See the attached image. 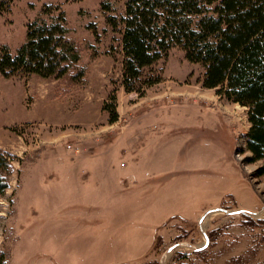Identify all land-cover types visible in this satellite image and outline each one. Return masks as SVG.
<instances>
[{
    "label": "rangeland",
    "instance_id": "374dc122",
    "mask_svg": "<svg viewBox=\"0 0 264 264\" xmlns=\"http://www.w3.org/2000/svg\"><path fill=\"white\" fill-rule=\"evenodd\" d=\"M126 1L14 0L0 13V48L15 54L28 22L61 6L86 69L78 84L0 75V151L12 155L0 264H264V160H247L246 108L204 88L179 48L127 92Z\"/></svg>",
    "mask_w": 264,
    "mask_h": 264
},
{
    "label": "trees",
    "instance_id": "16d2710c",
    "mask_svg": "<svg viewBox=\"0 0 264 264\" xmlns=\"http://www.w3.org/2000/svg\"><path fill=\"white\" fill-rule=\"evenodd\" d=\"M13 2L0 0V13L9 12ZM108 20L113 28L119 26L116 19ZM120 24L127 92H138L135 85L144 69L179 48L189 63L204 69V88L246 108L247 149L252 154L247 160H264V0H127ZM92 32L98 38L97 30ZM80 61L65 11L50 4L28 22L26 40L15 54L8 45L0 48V75L5 79L69 78L78 84L86 76ZM159 82L151 80L145 88ZM103 109L109 112L111 124L118 122L115 93ZM11 164L12 155L0 151V195L9 187L6 174ZM256 174L264 175V166Z\"/></svg>",
    "mask_w": 264,
    "mask_h": 264
},
{
    "label": "water",
    "instance_id": "95a60500",
    "mask_svg": "<svg viewBox=\"0 0 264 264\" xmlns=\"http://www.w3.org/2000/svg\"><path fill=\"white\" fill-rule=\"evenodd\" d=\"M242 212H247V211H243V210H238V211H236V212H234V213H242ZM206 241H207V243H206V245L208 244V242H209V239H208V237L206 236Z\"/></svg>",
    "mask_w": 264,
    "mask_h": 264
},
{
    "label": "crops",
    "instance_id": "0c3cea01",
    "mask_svg": "<svg viewBox=\"0 0 264 264\" xmlns=\"http://www.w3.org/2000/svg\"><path fill=\"white\" fill-rule=\"evenodd\" d=\"M121 119H122V118L120 117V113H119V120H118V122H120V121H121ZM118 122H116V123H118ZM134 175H135V174H134Z\"/></svg>",
    "mask_w": 264,
    "mask_h": 264
},
{
    "label": "flooded vegetation",
    "instance_id": "af4514ba",
    "mask_svg": "<svg viewBox=\"0 0 264 264\" xmlns=\"http://www.w3.org/2000/svg\"><path fill=\"white\" fill-rule=\"evenodd\" d=\"M204 247H207V245H205Z\"/></svg>",
    "mask_w": 264,
    "mask_h": 264
}]
</instances>
